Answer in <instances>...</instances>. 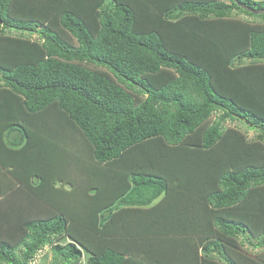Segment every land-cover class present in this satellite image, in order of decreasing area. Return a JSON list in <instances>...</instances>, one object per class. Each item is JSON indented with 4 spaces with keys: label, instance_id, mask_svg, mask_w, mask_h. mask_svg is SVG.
<instances>
[{
    "label": "trees",
    "instance_id": "16d2710c",
    "mask_svg": "<svg viewBox=\"0 0 264 264\" xmlns=\"http://www.w3.org/2000/svg\"><path fill=\"white\" fill-rule=\"evenodd\" d=\"M261 9L0 0V264H264Z\"/></svg>",
    "mask_w": 264,
    "mask_h": 264
},
{
    "label": "rangeland",
    "instance_id": "374dc122",
    "mask_svg": "<svg viewBox=\"0 0 264 264\" xmlns=\"http://www.w3.org/2000/svg\"><path fill=\"white\" fill-rule=\"evenodd\" d=\"M254 2H259V1H262V0H252ZM264 1V0H263ZM249 16V15H248ZM246 16L245 14H240V17L241 18H245V19H257L259 17L257 16ZM262 18V17H260ZM261 21L263 22V19H261ZM34 38H36V35L33 36ZM228 126H235V127H238L240 129L244 131H246L247 133V137L249 139H252L254 136H255V132L252 131V130H246V128L244 126H242V124H240L239 122H229L227 124ZM256 240H252V242L255 243ZM248 246H245V248H247ZM50 248H45L44 251H42L40 254H38L36 256V258L33 260L32 264H50L52 259H53V256H52V253L51 251L49 250ZM248 253L252 254L251 253V249L248 247ZM85 262V261H84ZM84 264V263H83Z\"/></svg>",
    "mask_w": 264,
    "mask_h": 264
},
{
    "label": "water",
    "instance_id": "95a60500",
    "mask_svg": "<svg viewBox=\"0 0 264 264\" xmlns=\"http://www.w3.org/2000/svg\"><path fill=\"white\" fill-rule=\"evenodd\" d=\"M254 13H256V14H260V15H264V9L257 10V11H255ZM0 23H1V20H0Z\"/></svg>",
    "mask_w": 264,
    "mask_h": 264
}]
</instances>
